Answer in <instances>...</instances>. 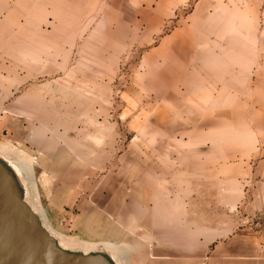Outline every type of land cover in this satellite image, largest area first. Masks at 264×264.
Segmentation results:
<instances>
[{
	"label": "rangeland",
	"instance_id": "374dc122",
	"mask_svg": "<svg viewBox=\"0 0 264 264\" xmlns=\"http://www.w3.org/2000/svg\"><path fill=\"white\" fill-rule=\"evenodd\" d=\"M0 148L67 240L264 264V0H0Z\"/></svg>",
	"mask_w": 264,
	"mask_h": 264
},
{
	"label": "water",
	"instance_id": "95a60500",
	"mask_svg": "<svg viewBox=\"0 0 264 264\" xmlns=\"http://www.w3.org/2000/svg\"><path fill=\"white\" fill-rule=\"evenodd\" d=\"M26 194L14 168L0 157V264H118L99 247H62L29 206Z\"/></svg>",
	"mask_w": 264,
	"mask_h": 264
},
{
	"label": "bare ground",
	"instance_id": "6f19581e",
	"mask_svg": "<svg viewBox=\"0 0 264 264\" xmlns=\"http://www.w3.org/2000/svg\"><path fill=\"white\" fill-rule=\"evenodd\" d=\"M0 157L4 159L5 161H7L14 168L19 178L21 179L24 187L26 188V190H28V183H30L29 175H31L29 174L27 170L28 168H26L25 165H23L18 159H16L15 156H13L12 154L8 153L5 150H2L1 148H0ZM26 201L29 204V206L33 209V211L42 219L44 226L50 231L52 235H54L58 239L62 247L71 249V250L79 249L82 251H89V250H93L99 247L102 250L108 252V254H110L118 264H126L127 261H126L124 253L121 250L117 249L116 247L108 243L85 245L80 242H74V241H70V240L63 238L56 231H54L50 223H48L46 215L40 203L38 202V200H36V197H34V200H32L30 197V194L27 192Z\"/></svg>",
	"mask_w": 264,
	"mask_h": 264
},
{
	"label": "crops",
	"instance_id": "0c3cea01",
	"mask_svg": "<svg viewBox=\"0 0 264 264\" xmlns=\"http://www.w3.org/2000/svg\"><path fill=\"white\" fill-rule=\"evenodd\" d=\"M262 32H263V26H262ZM2 149V148H1ZM2 150H4V149H2ZM6 151V150H5ZM8 152V151H7ZM9 153V152H8ZM108 244H110V243H108ZM110 245H112V246H114V247H116L117 249H119L118 248V246H116V245H114V244H110ZM119 250H121V249H119ZM123 253H124V255H125V252L123 251V250H121Z\"/></svg>",
	"mask_w": 264,
	"mask_h": 264
}]
</instances>
